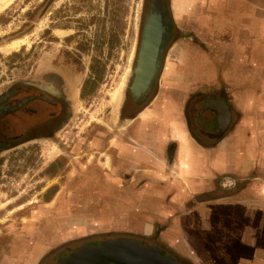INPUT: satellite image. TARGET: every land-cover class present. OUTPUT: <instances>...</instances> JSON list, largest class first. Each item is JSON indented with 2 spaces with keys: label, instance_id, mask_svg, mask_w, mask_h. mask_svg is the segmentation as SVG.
<instances>
[{
  "label": "crops",
  "instance_id": "1",
  "mask_svg": "<svg viewBox=\"0 0 264 264\" xmlns=\"http://www.w3.org/2000/svg\"><path fill=\"white\" fill-rule=\"evenodd\" d=\"M207 3V49L168 55L159 95L113 131L112 191L94 206L129 214L121 226L143 208L139 228L180 264H264V0Z\"/></svg>",
  "mask_w": 264,
  "mask_h": 264
},
{
  "label": "rangeland",
  "instance_id": "2",
  "mask_svg": "<svg viewBox=\"0 0 264 264\" xmlns=\"http://www.w3.org/2000/svg\"><path fill=\"white\" fill-rule=\"evenodd\" d=\"M207 1H174L173 5L178 10L175 20L184 37L177 43L171 41L168 44L163 66L167 63L168 55L177 49H198L196 45L201 46L202 50L207 49V25L213 19L208 18ZM145 4V0H12L0 11V91L13 85L19 78L29 77L37 64L48 58L51 62L66 65H61L64 68L60 69L74 82L81 96L77 99V112L69 128L70 134L61 138L57 145L28 143L0 157V264L4 263L18 232L31 227L47 229L48 224L50 230L55 232V238L62 233L58 237L67 240L56 246L41 264H56L86 243L119 237L139 239L147 245L160 241L157 235H148L139 228L136 217L142 215L143 208L139 209L138 214H132L131 222L121 226L119 223L128 221L129 214L126 213L128 217L125 213L108 217L110 213L106 210L110 212V203L104 204L107 208L103 212L99 211L100 206H94L101 205L103 196L88 195L80 200L78 186L66 185L75 179L77 182L80 177L86 178V175L96 176L91 169L95 166L94 152L97 148L87 143V135L103 137L109 142L108 136L113 131L128 128L124 123L112 122L117 110L114 101L120 104L121 94L127 96L130 92ZM201 22L204 24L199 26ZM203 27L204 32L201 30ZM55 28L70 31L56 32ZM181 31L177 30L178 33ZM22 35L26 36L18 38ZM201 38L204 40L201 41ZM23 46L26 47L22 49ZM201 65L205 66L206 61ZM157 83L155 92L160 80ZM116 95L119 96L116 98ZM109 145L107 143L104 150L98 148V151L104 154ZM88 151L91 155H81ZM98 164L103 167L100 160ZM106 166L111 169L110 161L106 162ZM103 177L107 175L104 173ZM96 187L89 188L95 192ZM99 188L104 189L105 195L112 191V186L107 184ZM50 201V218L43 216L33 220V216L38 215ZM64 204L68 206L66 213L59 211ZM47 218L52 221L48 223ZM29 238L32 240V237ZM162 246L165 255L179 262L177 249Z\"/></svg>",
  "mask_w": 264,
  "mask_h": 264
},
{
  "label": "flooded vegetation",
  "instance_id": "3",
  "mask_svg": "<svg viewBox=\"0 0 264 264\" xmlns=\"http://www.w3.org/2000/svg\"><path fill=\"white\" fill-rule=\"evenodd\" d=\"M174 1L175 0H145V16L141 31L140 45L148 17L153 13L157 14L161 18L162 26L166 27V24L169 25V34L166 35V44L163 46V57L167 55V47L171 41L177 43L183 40L184 37L181 31L182 29H178L180 25L177 19L175 20L178 10L173 5ZM58 30L70 31L65 28H55L56 32ZM177 30L181 32L178 33ZM24 36L26 35L19 36L18 38ZM24 47L26 46H23L22 49ZM61 65L66 66L62 62H51L48 58H45L37 64L29 77L19 78L13 85L0 91V157L9 151L15 152L21 149L24 144L28 143L37 145L54 143V145H57V142L59 143L61 138H66L67 134H70L69 128L77 112V99H80L81 96H79L80 93H77V87L74 82L70 81V79L62 73L64 67L62 68ZM60 67L62 69H60ZM162 73L163 69L159 80H161ZM158 86L156 92V87H154L146 100L141 102L134 101L131 97V92H129L127 96L121 94V103L117 104L114 101L117 110L115 111V119H113L112 122L114 124H119L121 122L128 125L129 120L137 117V115L143 111V108L145 109L146 106L148 107L152 100L159 95L160 86ZM112 135L113 132L108 136L110 138L109 142L112 140ZM90 136L91 135L86 136L87 143L90 142L92 147L97 148V151L94 152L95 166L91 169L94 170L91 172L96 173V176L89 177L86 175V178L80 177L77 182H75V179L69 184L66 183L67 186H78L77 189H79L78 193L80 200H83L84 197L90 194L92 196L97 194L98 186H101L99 183H102L103 180L107 182L113 180L112 170L108 169L106 166V162L110 161V146L107 151L109 156H105V153L103 154L98 151L96 145L97 141L102 142V140H104L107 143L109 142L103 139V137ZM90 139H94V141ZM81 155L87 157L91 155V152H83ZM82 159H84V157H82ZM98 160L101 161L103 167L99 166ZM1 165L2 162L0 163V166ZM110 166H112L111 162ZM104 173L107 177H103ZM90 186H97L95 192L89 188ZM88 191H90V194ZM51 203V201L47 202V207H43L41 209L42 211L40 210L38 215H34L32 219H40L43 216L50 218L49 213L51 210L49 206H51ZM59 211H65L66 213L68 211L67 204H64V206L62 205ZM10 212H13V210H10ZM48 218L47 221L50 223L52 220L49 221ZM49 225L50 224H48L47 229L43 230H40V227H38V230L31 227L30 229H23L20 233L18 232L3 264H41L46 261L48 255L55 250L56 246H59L67 240L65 237L63 239L58 237L63 235L62 233H58V236L55 238V232L53 233L50 230ZM29 237H32V240ZM137 241L142 242V240L139 239ZM57 242L59 243L58 245H56Z\"/></svg>",
  "mask_w": 264,
  "mask_h": 264
},
{
  "label": "water",
  "instance_id": "4",
  "mask_svg": "<svg viewBox=\"0 0 264 264\" xmlns=\"http://www.w3.org/2000/svg\"><path fill=\"white\" fill-rule=\"evenodd\" d=\"M157 23L161 25V18L153 13L148 17L143 30L130 86L131 97L136 102L146 100L159 81L163 69V46L166 44V35L169 34V25H161L160 28ZM221 105L223 107L218 108L219 104L210 101L205 109H218L225 124L229 121L230 112L227 105ZM114 261L118 264H180L174 257L165 255L157 245H147L125 237L86 243L59 259L56 264H111Z\"/></svg>",
  "mask_w": 264,
  "mask_h": 264
},
{
  "label": "bare ground",
  "instance_id": "5",
  "mask_svg": "<svg viewBox=\"0 0 264 264\" xmlns=\"http://www.w3.org/2000/svg\"><path fill=\"white\" fill-rule=\"evenodd\" d=\"M11 2L12 0H0V11H2L5 7H7ZM157 26H160V28H162V26L159 23H157ZM118 96L119 95H116L115 97L117 98Z\"/></svg>",
  "mask_w": 264,
  "mask_h": 264
}]
</instances>
